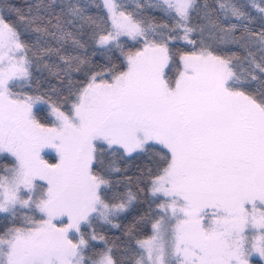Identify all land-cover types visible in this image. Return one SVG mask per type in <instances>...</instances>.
I'll return each instance as SVG.
<instances>
[{"label": "snow or ice", "instance_id": "1", "mask_svg": "<svg viewBox=\"0 0 264 264\" xmlns=\"http://www.w3.org/2000/svg\"><path fill=\"white\" fill-rule=\"evenodd\" d=\"M145 7L172 24L138 18L119 0L0 9V264L264 258V0L136 5ZM178 40L193 50L170 46ZM33 69L58 86L16 91L30 88ZM138 157L151 165L141 175L158 218L145 239L136 231L146 217L134 218L125 235L135 249L126 245L117 259L96 225L119 228L113 221L139 201L144 189L120 192L110 179L122 171L117 160Z\"/></svg>", "mask_w": 264, "mask_h": 264}, {"label": "trees", "instance_id": "2", "mask_svg": "<svg viewBox=\"0 0 264 264\" xmlns=\"http://www.w3.org/2000/svg\"><path fill=\"white\" fill-rule=\"evenodd\" d=\"M37 0H0V9H3L5 7L7 8H21L24 11H27V6L29 4H34L36 3ZM74 2H79L81 4H100L101 0H74ZM121 4L125 6L124 9L126 12H133V13H139L138 18H152L155 23H168L169 25L172 24L171 19L165 15L162 11L153 9V8H148L145 7L143 9H137L136 5L137 4H142L146 5L148 3H159L160 1L158 0H119ZM197 2L203 6L205 3H207L209 6H214L216 0H197ZM88 13L93 15V16H102L105 15L104 10L102 8H96L94 6H90L88 8ZM8 14V13H4ZM12 18H15L14 13L12 14ZM200 21L198 19H194L193 23H199ZM108 27H111L110 22L108 21ZM88 34L89 30L85 29V33L83 35L84 40H88ZM30 41L32 40L31 36L26 37ZM194 39L199 42V36H194ZM124 40V39H122ZM170 46L175 47L177 49H182L183 51H191L193 50L190 45H187L185 43H182L180 40L178 41H173L170 42ZM89 53L93 49L96 48V45L93 44L91 41L87 44ZM127 48H132V50H135L133 47V42L128 41ZM138 47V45L136 46ZM231 48V51L237 52L241 56L244 55V53L234 47V46H229ZM71 50V48H69ZM225 51H228L226 48ZM110 55L113 57L114 61L119 63L122 57L120 56V53L118 50H114ZM94 60H100L103 62V58L100 56H94L92 57ZM178 59V58H177ZM33 71V79L31 81V86L29 88V85L27 84L24 88H22L21 92H27L28 94H37L36 93V88H37V83L40 84V91L44 92L47 91L49 88V85H54L58 86V81L53 77L48 74L47 71H42V72H37L35 69ZM170 75H175V72H170ZM78 78V77H77ZM254 87V86H253ZM18 91V89H16ZM44 108L46 111L45 107H40ZM54 157V155L52 154ZM46 159H50L49 157H46ZM7 161L0 159V167H2L4 164H6ZM149 164L146 158L143 157H138V158H128L127 160H117V165L122 169L121 172H113L110 176V179H112L114 182L115 181H121L117 185V190L120 192H125L129 188L133 192H137L139 189H144L143 192L140 193L139 196V201L136 202L133 207L128 211L123 214H121L120 217H118L116 220L113 221L114 224H119V228H113L111 225L107 224H97L96 229L97 232L101 235H104L110 242H115L117 245V251L115 253L117 259H119L122 255V250L124 247L128 244H131L132 248L135 249V240H129V238L125 235V229L127 226L133 222L134 218L144 216L146 217L145 222L142 223L136 231V238L138 239H145L152 234V228H151V223L154 222V219H157L158 216L156 215V212L158 211L156 209V205L152 204L151 205V210L149 209V204L151 203L149 194H148V185L147 181L142 177L141 172L142 170L146 171L145 165ZM149 166H151L149 164ZM126 169V170H125ZM130 177L131 178V183L127 184L126 178ZM5 215H0V232L3 231L5 221L3 219ZM90 231V230H89ZM96 244L97 249L101 248L103 245L101 242L97 241L94 242Z\"/></svg>", "mask_w": 264, "mask_h": 264}, {"label": "rangeland", "instance_id": "3", "mask_svg": "<svg viewBox=\"0 0 264 264\" xmlns=\"http://www.w3.org/2000/svg\"><path fill=\"white\" fill-rule=\"evenodd\" d=\"M158 1H160L161 2V0H158ZM110 22V21H109ZM110 25H111V22H110ZM121 39H126V38H124V37H122ZM182 43H185V44H187L185 41H183V40H180ZM27 84H25L22 88H24L25 86H26ZM22 88H18V91L19 90H21ZM45 107L46 108V106H44V105H37L36 107L37 108H40V107ZM36 109L34 108V111H35ZM49 151H51V154H53L54 156H55V152L54 151H52V150H49ZM123 214V213H122ZM0 215H6V214H4V213H0ZM152 234H153V230H152ZM151 234V235H152ZM78 238V237H77ZM250 264H264V258H261V257H259L258 255H253L251 258H250Z\"/></svg>", "mask_w": 264, "mask_h": 264}]
</instances>
